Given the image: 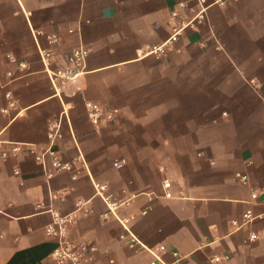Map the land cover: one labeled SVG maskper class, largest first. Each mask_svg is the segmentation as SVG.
<instances>
[{
	"label": "crops",
	"instance_id": "crops-1",
	"mask_svg": "<svg viewBox=\"0 0 264 264\" xmlns=\"http://www.w3.org/2000/svg\"><path fill=\"white\" fill-rule=\"evenodd\" d=\"M200 8L0 0V264H57L50 209L75 215L70 242L95 247L84 264H264V0L211 6L180 31ZM77 47L89 51L83 69L56 88L40 51L58 71ZM87 101L118 113L96 126ZM53 125L72 169L48 179L29 149L50 146ZM247 211L256 219L244 224Z\"/></svg>",
	"mask_w": 264,
	"mask_h": 264
},
{
	"label": "built area",
	"instance_id": "built-area-1",
	"mask_svg": "<svg viewBox=\"0 0 264 264\" xmlns=\"http://www.w3.org/2000/svg\"><path fill=\"white\" fill-rule=\"evenodd\" d=\"M230 0H199L200 3V10L199 12L189 21L182 22L181 30L189 27L192 29L197 28V24L200 21H204L206 19V13L208 9L211 6L219 5V6H226ZM174 16H177V13L173 14ZM49 42L52 44L58 43L59 38L57 35L53 34L48 36ZM175 40V37H174ZM161 51H164L163 49H160ZM40 54L44 60V63L46 64L48 74L52 80L53 85L57 88L58 85L65 86L69 81L73 80L78 76V72L80 69H83L84 63L89 55L88 49L84 47H77L74 48L69 56H68V67L65 69H60L58 71H54L49 69L50 66V59L52 57L51 51H45L41 50ZM12 74L10 73V76ZM8 98H10V94L7 95ZM86 109L88 112V116L91 120V122L98 126L101 124V122L105 119L107 121H113L116 114L118 113V110H109L104 111L102 107L94 102L87 101L86 102ZM61 137L59 125H53L50 133H49V139L52 141V144L47 147H35L32 146L29 149V152L35 157V160L38 163H41L46 169L48 165H50V169L47 171L46 175L48 179H52L56 174L62 172V171H69L72 169V164L69 162H65L61 159L58 151L54 147V142L57 138ZM23 145L16 144L13 146L14 152H20L23 149ZM2 155L4 157L8 156L7 152H2ZM118 167H121L122 165H117ZM16 173L18 174L19 171L17 170ZM239 179L247 183L248 182V176L246 175H238ZM99 188L100 196L103 198V200L107 203L110 210L114 212V210L117 208L118 204L112 200V197L110 195H105L104 192L106 191V186L97 185ZM164 189L166 190V197H171V182L166 180L163 184ZM258 193L254 192L252 194L253 199H257ZM82 203L80 202L78 204L79 209H81ZM50 212L52 213L54 217V227H49L47 229V234L50 236H55L59 239V246L53 253V258L55 259L57 264H84L83 263V256L87 252H93L95 250V247L93 246H87V245H77L69 240V227L75 222V215H67L62 216L57 211L50 209ZM256 219V216L252 211H247L244 214V224L250 223ZM234 226L241 227L242 225L239 224L238 221H232ZM123 239H126V237H122ZM258 236L256 234H252L250 236V240H256ZM137 244V239L135 237H131V240L129 241V245L135 246ZM161 251L165 250V247L160 248ZM178 256V255H176ZM229 256L225 257H214L213 262H221L222 260H229ZM152 264H166L162 261V259L155 254V260ZM174 264H181L180 259L176 261Z\"/></svg>",
	"mask_w": 264,
	"mask_h": 264
}]
</instances>
